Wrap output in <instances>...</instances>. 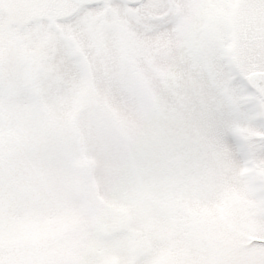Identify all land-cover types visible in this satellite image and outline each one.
Segmentation results:
<instances>
[{"label":"snow or ice","instance_id":"6c2138e0","mask_svg":"<svg viewBox=\"0 0 264 264\" xmlns=\"http://www.w3.org/2000/svg\"><path fill=\"white\" fill-rule=\"evenodd\" d=\"M0 264H264V0H0Z\"/></svg>","mask_w":264,"mask_h":264}]
</instances>
